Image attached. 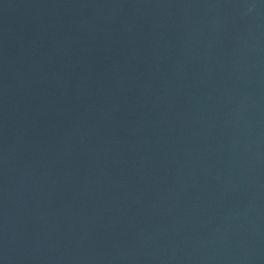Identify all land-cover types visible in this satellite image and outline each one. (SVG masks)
I'll return each mask as SVG.
<instances>
[{"label":"water","instance_id":"obj_1","mask_svg":"<svg viewBox=\"0 0 264 264\" xmlns=\"http://www.w3.org/2000/svg\"><path fill=\"white\" fill-rule=\"evenodd\" d=\"M0 264H264V0H0Z\"/></svg>","mask_w":264,"mask_h":264}]
</instances>
